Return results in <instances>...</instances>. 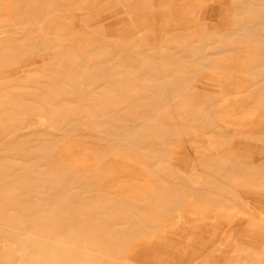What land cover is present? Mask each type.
Listing matches in <instances>:
<instances>
[{"label":"rangeland","instance_id":"rangeland-1","mask_svg":"<svg viewBox=\"0 0 264 264\" xmlns=\"http://www.w3.org/2000/svg\"><path fill=\"white\" fill-rule=\"evenodd\" d=\"M69 1L0 0V264H264V0Z\"/></svg>","mask_w":264,"mask_h":264},{"label":"bare ground","instance_id":"bare-ground-1","mask_svg":"<svg viewBox=\"0 0 264 264\" xmlns=\"http://www.w3.org/2000/svg\"><path fill=\"white\" fill-rule=\"evenodd\" d=\"M70 1H71V0H70ZM70 1H69V2H70ZM89 1H90V0H89ZM113 1H114V0H113ZM113 1H112V2H113ZM131 1H132V0H131ZM162 1H166V0H162ZM179 1H183V0H179ZM189 1H190V0H189ZM189 1H188V2H189ZM193 1H195V0H193ZM230 1H231V0H230ZM237 1H238V0H236V2H237ZM241 1H243V0H241ZM251 1L253 2V0H250L249 2H251ZM25 2H26V1H25ZM62 2H63V1H62ZM132 2H133V1H132ZM171 2H172V0H171ZM177 2H178V1H177ZM191 2H192V1H191ZM211 2H212V1H211ZM215 2H217V1H215ZM225 2H226V1H225ZM232 2H234V1H232ZM238 2H239V1H238ZM56 3H57V2H56ZM67 3H68V2H67ZM102 3H103V2H102ZM104 3L106 4V2H104ZM123 3H124V2H123ZM161 3H162V2H161ZM166 3H167V2H166ZM193 3H194V2H193ZM208 3H209V2H208ZM218 3H220V2H218ZM113 4H114V6H115L116 2H115V3L113 2L112 5H113ZM179 4H180V3H179ZM185 4H186V2H185ZM237 4L239 5V3H237ZM244 4H245V2H244ZM60 5H63V3H62V4L60 3ZM64 5H65V6H68V5H66V3H64ZM81 5H82V4H81ZM169 5H171V4H169ZM182 5H183V3H182ZM245 5H246V4H245ZM245 5H244V6H245ZM254 5H255V4H254ZM117 6H118V3L116 4V7H117ZM177 6H178V5H177ZM186 6H187V4H186ZM186 6H185V7H186ZM202 6H203V5H202ZM204 6H205V5H204ZM204 6H203V7H204ZM206 6H207V5H206ZM60 7H61V6H60ZM104 7H105V6H104ZM104 7H103V9H104ZM106 7H107V6H106ZM171 7H173V6H171ZM197 7H198V6H197ZM238 7H240V6H238ZM238 7H236V8H238ZM246 7H247V6H246ZM254 7L256 8V6H254ZM61 8H63V7H61ZM61 8H60V10H61ZM107 8H108V7H107ZM110 8H112V7H110ZM113 8H114V7H113ZM117 8H118V7H117ZM187 8L189 9V6H188ZM192 8H193V6L191 7V9H192ZM198 8H199V7H198ZM223 8H225V7H223ZM79 9H80V8H79ZM108 9H109V8H108ZM114 9H115V8H114ZM191 9H189V10H191ZM199 9H200V8H199ZM199 9H198V11L196 10V11H197L196 13H199V11H200V13L203 12V11H201V10H199ZM228 9H229V8H228ZM230 9H231V7H230ZM243 9H248V8H245V7H244ZM186 10H187V9H186ZM192 10H193V9H192ZM192 10H191V11H192ZM218 10H220V9H218ZM18 11H20V10H18ZM99 11L101 12V10H99ZM119 11H121V10H119ZM126 11H127V10H126ZM174 11H175V10H174ZM221 11H222V10H221ZM116 12H117V11H116ZM222 12H223V11H222ZM6 13H8V12H6ZM106 13H108V12H106ZM125 13H127V12H125ZM175 13H176V12H175ZM183 13H184V11H183ZM192 13H193V12H192ZM196 13H195V14H196ZM103 14H104V13H103ZM190 14H191V13H190ZM3 15H4V14H3ZM7 15H8V14H7ZM7 15H6V16H7ZM191 15H192V14H191ZM191 15L187 14L188 18H190L189 16H191ZM193 15H194V14H193ZM200 15H201V14H200ZM222 15H223V14H222ZM233 15H234V14H233ZM233 15H232V16H233ZM95 16H96V15H95ZM122 16H123V15H122ZM177 16H179V14H178ZM177 16H176V17H177ZM187 16L184 17V18L187 19ZM194 16L196 17L197 15H194ZM194 16H192V17H194ZM236 16H237V15H236ZM236 16H235V18H237ZM97 17H98V16H96L95 18H97ZM198 17H199V15H198ZM198 17H197V18H198ZM8 18H9V17H8ZM95 18H94V20H95ZM117 18H118V17H117ZM117 18H116V19H117ZM120 18H121V17H120ZM191 19H193V18H191ZM109 20H111V19H109ZM126 20H127V19H126ZM96 21H97V20H96ZM174 21H175V20H174ZM238 21H239V20H238ZM107 22H108V21H107ZM122 22H123V21H122ZM124 22H125V21H124ZM128 22H130V20H128ZM189 22H190V21H189ZM194 22L196 23L197 20H196V21L194 20ZM250 22H251V21H250ZM94 23H95V22H94ZM244 23H245V22H244ZM246 23H247V21H246ZM91 24H92V23H91ZM126 24H127V22H126ZM196 24H198V23H196ZM94 25H95V24H94ZM112 25H113V23H112ZM128 25H130V24H128ZM128 25H126V27H127ZM153 25H154V24H153ZM242 25H243V24H242ZM110 26H111V24H110ZM120 26H121V25H120ZM130 26H131V25H130ZM156 26H158V25H156ZM196 26H197V25H196ZM201 26H202V24H201ZM131 27H132V26H131ZM131 27H127V28H130V29H131ZM28 28H29V27H28ZM80 28H81V27H80ZM156 28H157V27H156ZM100 29H101V28H100ZM132 29H135V28H132ZM151 29H152V28H151ZM195 29H196V28H195ZM253 29H254V28H253ZM27 30H28V29H27ZM197 30H198V29H196L195 31L197 32ZM241 30H242V29H241ZM244 30H245V28H244ZM70 31H72V30H70ZM122 31H123V30H122ZM122 31H121V32H122ZM124 31H125V30H124ZM126 31H127V30H126ZM245 31H247V30H245ZM249 31H250V30H249ZM249 31H248V32H249ZM13 32H15V31H13ZM85 32H86V31H84V33H85ZM119 32H120V30H119ZM119 32H118V33H119ZM134 32H136V31H134ZM199 32H200V30H199ZM221 32H222V31H221ZM221 32H219V33H221ZM251 32H252V31H251ZM86 33H88V32H86ZM122 33H123V32H122ZM222 33H223V32H222ZM234 33H235V31H234ZM238 33H239V32H238ZM91 34H92V33H91ZM98 34H99V33H98ZM119 34H120V33H119ZM182 34H184V33H182ZM193 34H194V31H193ZM197 34H198V33H197ZM223 34H225V33H223ZM223 34H221V35H223ZM105 35H107V34L105 33ZM113 35H114V34H113ZM120 35H121V34H120ZM194 35H195V34H194ZM249 35H250V34H249ZM13 36H14V35H13ZM47 36L49 37V35H47ZM50 36H51V35H50ZM55 36L57 37V35H54V38H56ZM111 36H112V35H111ZM185 36H186V35H185ZM15 37H16V36H15ZM17 37H18V35H17ZM108 37H109V35H108ZM134 37H135V36H133L132 38H134ZM192 37H193V35H192ZM57 38H58V37H57ZM118 38H120V37H118ZM184 38H185V37H184ZM60 39H61V38H60ZM60 39H59V40H60ZM66 39H69V37H66ZM124 39H125V38H124ZM124 39H123V40H124ZM129 39H130V38H129ZM5 40H6V39H5ZM18 40H19V39H18ZM18 40H17V41H18ZM127 40H128V38H127ZM185 40H186V39H185ZM15 41H16V40H15ZM136 41H137V40H136ZM24 42H25V41H24ZM5 44H7V43H5ZM20 44H21V43H20ZM146 45H147V44H146ZM146 45H145V46H146ZM114 47H115V46H114ZM115 48H116V47H115ZM53 50H54V49H53ZM91 51H92V50H91ZM22 52H23V51H22ZM143 52H145V51H143ZM10 53H11V51H10ZM82 53H83V52H82ZM129 53H130V52H129ZM139 53H140V52H139ZM11 54H12V53H11ZM72 54H74V56H75V53L72 52ZM72 54L70 53V55H72ZM85 54H86V53H85ZM70 55H69V56H70ZM83 55H84V53H83ZM127 56H128V55H127ZM52 57H53V56H52ZM127 58H128V57H127ZM21 59H22V58H21ZM21 59H20V60H21ZM62 59H63V58H62ZM68 59H69V58H67V60H68ZM102 59H103V58H102ZM23 60H24V59H23ZM70 60L72 61V59H70ZM133 60H134V59H133ZM21 61H22V60H21ZM21 61H20V62H21ZM136 61H138V60H136ZM13 62H14V64H16V61L13 60ZM78 62H79V61H78ZM18 63H19V62H18ZM98 63H99V62H98ZM86 64H87V63H86ZM102 64H103V63H102ZM79 65H80V64H79ZM94 65H95V64H94ZM121 66H122V65H121ZM133 66H134V65H133ZM69 67H70V65H69ZM76 67H77V66H76ZM103 67H104V66H103ZM96 69H97V68H96ZM115 69H116V68H115ZM101 70H102V69H101ZM99 71H100V70H99ZM137 71H138V70H137ZM69 73H70V72H69ZM96 73H97V72H96ZM138 74H139V73H138ZM73 76H74V75H73ZM1 77H2V76H1ZM69 77H70V76H69ZM74 77H75V76H74ZM3 78H4V77H3ZM3 78H2V79H3ZM10 78H13V77H9V79H10ZM99 78H100V77H99ZM101 78H102V77H101ZM106 78H107V77H106ZM178 79H179V78H178ZM178 79H176V80H178ZM32 80H33V79H32ZM171 80H172V79H171ZM176 80H175V81H176ZM200 80H202V82H203V79H200ZM178 81H179V80H178ZM182 81H183V79H182L181 81H179V82L182 83ZM185 81H186V80H185ZM101 82H102V79H101ZM103 82H104V81H103ZM179 82H178V85L181 87V85L179 84ZM204 82H206V81H204ZM211 82H212V80H211ZM170 83H171V82H170ZM7 85H8V83H7ZM13 85H15V84H13ZM18 85H19V84H18ZM33 85H34V84H33ZM54 85H55V84H54ZM83 85H84V84H83ZM85 85H86V82H85ZM204 85H205V84H204ZM8 86H9V85H8ZM87 86H88V84H87ZM172 86H173V85H172ZM182 86H183V84H182ZM185 86H186V83H185ZM185 86H183V87H185ZM192 86H193V85H192ZM211 86H213V84H212ZM211 86H210V87H211ZM221 86H222V85H221ZM221 86H220V89H221ZM84 87H86V86H84ZM173 87H174V86H173ZM186 87H187V86H186ZM193 87H194V86H193ZM193 87L190 86V89L193 88ZM201 88H202V87H201ZM201 88H199V90H201ZM203 88H204V87H203ZM205 88H206V86H205ZM205 88H204V89H205ZM207 88H208V87H207ZM216 88H217V87H216ZM3 89H4V87H3ZM40 89H41V88H40ZM155 89H156V88H155ZM193 89H194V88H193ZM212 89H213V88H212ZM188 90H189V88H188L186 91H188ZM197 90H198V89H197ZM205 90H206V89H205ZM213 90H214V89H213ZM222 90H224V89H222ZM69 91H70V90H69ZM131 91H132V90H131ZM190 91H191V90H190ZM206 91H207V90H206ZM206 91H205V92H206ZM210 91H211V88H210ZM219 91H220V90H219V88H218V89H217V92H219ZM224 91H225V90H224ZM198 92H199V91H198ZM203 92H204V91H203ZM208 92H209V90H208ZM220 92H221V91H220ZM220 92H219V93H220ZM34 93H35V92H34ZM71 93H72V92H71ZM196 93H197V92H196ZM199 93H200V92H199ZM210 93H211V92H210ZM212 93H213V91H212ZM214 93H215V92H214ZM214 93H213V95H214ZM75 94H76V93H74V95H75ZM204 94H207V93H204ZM245 94H246V93H245ZM35 95H36V94H35ZM198 95H199V94H198ZM198 95H197V96H198ZM210 95H211V94H210ZM213 95H211V96L213 97ZM215 95H216V93H215ZM215 95H214V96H215ZM217 95H220V94H217ZM75 96H76V95H75ZM125 96H126V95H125ZM190 96H192V95L190 94ZM195 96H196V95H195ZM197 96H196V97H197ZM203 96H204V95H203ZM47 97H48V96H47ZM248 97H249V96H248ZM143 98H144V97H143ZM194 98H195V97H194ZM17 99H18V98H17ZM17 99H16V100H17ZM54 99H55V98H54ZM163 99H164V98H163ZM163 99H162V100H163ZM195 99H196V98H195ZM203 99H204V98H203ZM249 99H250V98H249ZM6 100H7V99H6ZM20 100H21V99H20V97H19L18 101H20ZM140 100H141V99H140ZM164 100H165V99H164ZM174 100H176V99H174ZM204 100L206 101V99H204ZM244 100H245V99H244ZM9 101H10V100H9ZM9 101H5V102L8 103ZM193 101H194V100H193ZM245 101H246V100H245ZM5 102H4V103H5ZM12 102H13V101H12ZM12 102H11V103H12ZM23 102H24V101H23ZM133 102H134V101H133ZM184 102H185V101H184ZM194 102H196V101H194ZM202 102H203V101H202ZM208 102H209V101H208ZM4 103H3V104H4ZM25 103H26V102H25ZM197 103H199V102H197ZM244 103H245V102H244ZM248 103H249V102H248ZM0 104H1V103H0ZM13 104H14V103H13ZM32 104H33V103H30V105H32ZM142 104H143V103H142ZM163 104H164V103H163ZM165 104H166V103H165ZM30 105H29V106H30ZM34 105H35V104H34ZM168 105H169V104L167 103V106H168ZM245 105H246V104H245ZM1 106H2V105H1ZM20 106H21V105H20ZM144 106H145V105H144ZM18 107H19V104H18ZM18 107H16V108H18ZM16 108H15V109H16ZM35 108H36V107H35ZM145 108L148 109V107H145ZM149 108H150V107H149ZM248 108L250 109V107H248ZM4 109H5V107H4ZM18 109H19V108H18ZM246 109H247V108H246ZM9 110H10V109H9ZM92 110L95 111L94 109H92ZM148 110H150V109H148ZM190 110H191V109H190ZM192 110H193V109H192ZM41 112H42V110H41ZM49 112H50V111H49ZM186 112H187V111H186ZM44 113H46V112H44ZM94 113H95V112H94ZM150 113H151V112H150ZM192 113H193V111H192ZM12 114H13V113H12ZM15 114H16V113H15ZM47 114H49V113H47ZM47 114H46V115H47ZM92 114H93V113H92ZM16 115H17V114H16ZM49 115H50V114H49ZM192 115H193V114H192ZM13 116H14V114H13ZM18 116H19V115H18ZM153 116H155V115H153ZM14 117H17V116H14ZM20 117H21V116H20ZM189 117H190V116H189ZM52 118H53V117H52ZM191 118H192V117H191ZM194 119H196V118H194ZM108 120H109V118H108ZM157 120H158V119H157ZM50 121H51V120H50ZM183 122H184V121H183ZM21 123H23V122H21ZM156 123H157V122H156ZM35 128H36V127H35ZM36 129H37V128H36ZM77 132H78V131H77ZM66 140H67V139H66ZM12 143H13V142H12ZM120 143H121V142H120ZM9 144H10V143H9ZM133 149H134V148H133ZM133 149H132V150H133ZM174 152H175V151H174ZM89 153H90V152H89ZM91 153H92V152H91ZM87 154H88V153H87ZM112 154H113V153H112ZM174 154H175V153H174ZM104 155H105V154H104ZM255 155H256V154H255ZM106 156H107V155H106ZM106 156H104V157H106ZM256 156L258 157V155H256ZM259 156H261V155H259ZM104 157L102 156V158H104ZM118 157H120V156H118ZM257 157H256V158H257ZM263 157H264V156H263ZM106 158H107V157H106ZM106 158H104V159H106ZM94 159L96 160V158H94ZM252 160H253V159H252ZM97 161H99V160H97ZM103 161H104V160H103ZM254 161H255V160H253V162H254ZM250 162H251V161H250ZM247 163H249V162H247ZM247 163H246L247 166L251 165L250 163H249V164H247ZM251 163H252V162H251ZM255 163H256V162H255ZM257 163H258L259 165L261 164V162H260V163L257 162ZM257 163H256V164H257ZM53 164H54V161H53ZM53 164H52V165H53ZM214 164H215V163H214ZM253 165H254V164H253ZM261 165L264 166L263 164H261ZM54 167H56V166H53V168H54ZM232 167H234V165H233ZM256 167H257V166H256ZM62 169H63V167H62ZM130 169H131V168H129V171H130ZM132 169H133V168H132ZM225 169L227 170V168H225ZM53 170H54V169H53ZM220 170H221V169H220ZM132 171H133V170H132ZM213 171H214V170H213ZM215 171H217V170H215ZM218 171H219V170H218ZM127 172H128V171H127ZM137 172H138V171H137ZM140 172H141V171H139V173H140ZM58 173H59V172H58ZM229 173H230V172H229ZM260 176H261V174H260ZM218 177H219V176H218ZM233 177H234V176H233ZM221 178H223V176H221ZM256 178H258V177H256ZM261 178H262V177H261ZM225 179H226V178H225ZM228 179H229V178H228ZM260 182H261V180H260ZM75 186H76V185H75ZM81 189H82V188H81ZM46 204H47V203H46ZM61 204H62V203H61ZM50 209H51V208H50ZM48 212H49V211H48ZM44 213H45V212H44ZM58 217H59V216H58ZM62 219H63V218H62ZM59 220H60V219H59ZM46 221H47V220H46ZM37 223H38V220H37ZM74 223H75V222H74ZM32 224H33V223H32ZM34 225H35V224H34ZM34 225H33V226H34ZM43 225H44V223H43ZM45 225H46V223H45ZM45 225H44V226H45ZM50 225H51V224H50ZM54 225H55V224H54ZM56 225H57V224H56ZM56 225H55V227H57ZM36 226L38 227V224H37ZM36 226H35V227H36ZM45 227H46V226H45ZM55 227H54V228H55ZM13 228H14V227H13ZM9 229H10V228H9ZM27 230H28V229H27ZM27 230H25V231H27ZM18 231H19V230H18ZM33 231H34V230H33ZM69 231H70V230H69ZM20 232H21V231H20ZM36 233H37V232H36ZM23 237H24V236H23ZM27 237H28V236H27ZM20 239H22V238H20ZM18 240H19V239H17V241H15V240H14V241L17 243ZM22 240H23V239H22ZM14 241H13V242H14ZM27 241H28V240H27ZM44 241H45V240H44ZM33 242H35V240H34ZM18 243H20V242H18ZM24 243H25V242H24ZM25 244L28 245V244H30V243H28V244L25 243ZM31 244H32V243H31ZM35 244H37V243H35ZM17 245H19V244H17ZM20 245H21V244H20ZM37 245H39V244H37ZM37 245H36V246H37ZM51 245H52V244H51ZM33 246H35V245H33ZM33 246L29 247V249L32 248ZM20 247H21V246H20ZM36 248H37V247H36ZM37 249H38V248H37ZM41 249H42V248H41ZM61 249H62V247H61ZM13 250H14V249H13ZM26 250H27V249H26ZM55 250L57 251V249H55ZM73 250H74V249H73ZM42 251H43V250H42ZM60 252H61V251H60ZM80 252H81V251H80ZM43 253L46 255V252H43ZM25 254H27V253H25ZM44 254H43V255H44ZM56 254H57V253H55V255H56ZM20 255H21V254H20ZM48 255H49V254H48ZM90 255H91V254H90ZM46 256H47V255H46ZM50 256H52V253H51ZM34 257H35V256H34ZM41 257H42V256H41ZM56 257H58V256H56ZM91 258H92V256H91ZM34 259H35V258H34ZM44 259H45V258H44ZM92 259H93V258H92ZM92 259H91V260H92ZM21 260H23V259L21 258ZM38 260H39V259H38ZM79 260H80V259H79ZM42 262L44 263L45 261H42ZM55 262H57V261H54V264H55ZM43 263H41V262L39 261V264H43ZM36 264H37V263H36ZM49 264H50V263H49ZM62 264H63V263H62Z\"/></svg>","mask_w":264,"mask_h":264},{"label":"crops","instance_id":"crops-1","mask_svg":"<svg viewBox=\"0 0 264 264\" xmlns=\"http://www.w3.org/2000/svg\"><path fill=\"white\" fill-rule=\"evenodd\" d=\"M237 178L234 180V181H232V183H231V187H232V189L234 188V189H237ZM222 187V186H221ZM223 188V187H222Z\"/></svg>","mask_w":264,"mask_h":264}]
</instances>
